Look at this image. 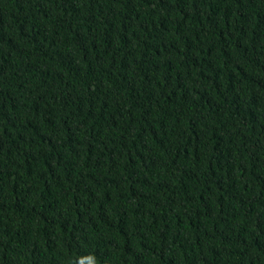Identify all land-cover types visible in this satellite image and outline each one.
<instances>
[{"label":"trees","instance_id":"obj_1","mask_svg":"<svg viewBox=\"0 0 264 264\" xmlns=\"http://www.w3.org/2000/svg\"><path fill=\"white\" fill-rule=\"evenodd\" d=\"M0 264H264V0H0Z\"/></svg>","mask_w":264,"mask_h":264}]
</instances>
